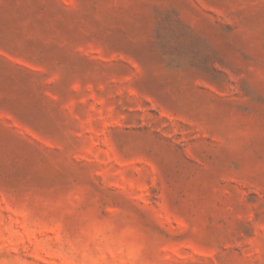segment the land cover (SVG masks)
<instances>
[{
	"label": "rangeland",
	"instance_id": "rangeland-1",
	"mask_svg": "<svg viewBox=\"0 0 264 264\" xmlns=\"http://www.w3.org/2000/svg\"><path fill=\"white\" fill-rule=\"evenodd\" d=\"M0 264H264V0H0Z\"/></svg>",
	"mask_w": 264,
	"mask_h": 264
}]
</instances>
